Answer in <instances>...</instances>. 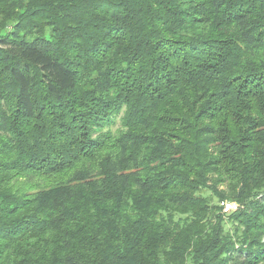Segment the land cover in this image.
I'll return each mask as SVG.
<instances>
[{
  "label": "trees",
  "instance_id": "1",
  "mask_svg": "<svg viewBox=\"0 0 264 264\" xmlns=\"http://www.w3.org/2000/svg\"><path fill=\"white\" fill-rule=\"evenodd\" d=\"M0 264H264V0H0Z\"/></svg>",
  "mask_w": 264,
  "mask_h": 264
},
{
  "label": "built area",
  "instance_id": "2",
  "mask_svg": "<svg viewBox=\"0 0 264 264\" xmlns=\"http://www.w3.org/2000/svg\"><path fill=\"white\" fill-rule=\"evenodd\" d=\"M220 206L222 207V212L224 214H229L236 210V206L228 202H221Z\"/></svg>",
  "mask_w": 264,
  "mask_h": 264
}]
</instances>
